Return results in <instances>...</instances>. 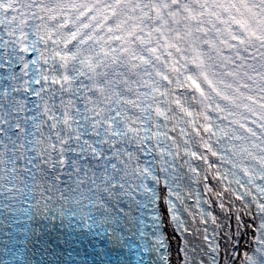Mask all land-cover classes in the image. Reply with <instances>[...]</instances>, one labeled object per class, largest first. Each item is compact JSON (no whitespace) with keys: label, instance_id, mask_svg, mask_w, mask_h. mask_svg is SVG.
I'll return each instance as SVG.
<instances>
[{"label":"snow or ice","instance_id":"1","mask_svg":"<svg viewBox=\"0 0 264 264\" xmlns=\"http://www.w3.org/2000/svg\"><path fill=\"white\" fill-rule=\"evenodd\" d=\"M41 217L264 264V0H0V231Z\"/></svg>","mask_w":264,"mask_h":264},{"label":"bare ground","instance_id":"2","mask_svg":"<svg viewBox=\"0 0 264 264\" xmlns=\"http://www.w3.org/2000/svg\"><path fill=\"white\" fill-rule=\"evenodd\" d=\"M168 231H169L170 242L172 244L173 264H175V261H176L175 251H176V248L179 245L180 241H179V238L172 236L171 228H169ZM242 243H243V240H242Z\"/></svg>","mask_w":264,"mask_h":264}]
</instances>
